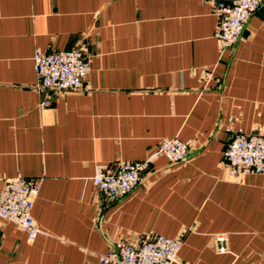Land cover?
I'll return each instance as SVG.
<instances>
[{"label": "crops", "instance_id": "crops-1", "mask_svg": "<svg viewBox=\"0 0 264 264\" xmlns=\"http://www.w3.org/2000/svg\"><path fill=\"white\" fill-rule=\"evenodd\" d=\"M216 1L0 0V187L41 180L40 231L0 218V264H104L117 241L155 234L183 240L172 264H264V174L224 156L237 131L264 135V0L224 51ZM75 47L90 58L84 88H40L36 49ZM174 137L190 143L183 162L157 158L117 201L94 186L97 165Z\"/></svg>", "mask_w": 264, "mask_h": 264}, {"label": "built area", "instance_id": "built-area-1", "mask_svg": "<svg viewBox=\"0 0 264 264\" xmlns=\"http://www.w3.org/2000/svg\"><path fill=\"white\" fill-rule=\"evenodd\" d=\"M263 4V0H217L214 4L217 24L215 36L221 50L235 46L250 16ZM35 68L39 87L55 92L84 88L91 69L90 58L80 47L65 50L43 51L36 49ZM46 106L49 100L41 103ZM190 143L177 137L162 138L158 146L142 160H121L114 170L97 165L92 176L94 186L107 201H117L134 190L153 162L163 156L172 163L183 162L189 153ZM232 173L264 174V135L237 131L224 151ZM41 187L40 178L21 175L6 178L0 187V218L13 222L24 230L29 239L40 231L32 211ZM217 251L228 252V235L215 236ZM183 240L155 234L148 240L135 243L125 239L117 241L105 254L104 264H172L178 258Z\"/></svg>", "mask_w": 264, "mask_h": 264}, {"label": "rangeland", "instance_id": "rangeland-1", "mask_svg": "<svg viewBox=\"0 0 264 264\" xmlns=\"http://www.w3.org/2000/svg\"><path fill=\"white\" fill-rule=\"evenodd\" d=\"M146 172H147V171H146ZM146 172H145V173H146ZM145 173H144V174H145Z\"/></svg>", "mask_w": 264, "mask_h": 264}]
</instances>
